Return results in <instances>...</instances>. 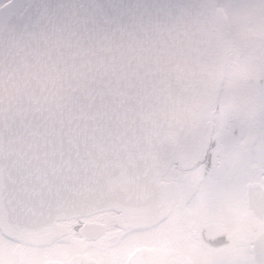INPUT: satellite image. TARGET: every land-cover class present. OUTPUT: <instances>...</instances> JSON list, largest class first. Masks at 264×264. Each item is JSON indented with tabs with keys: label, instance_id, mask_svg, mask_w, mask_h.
I'll list each match as a JSON object with an SVG mask.
<instances>
[{
	"label": "water",
	"instance_id": "water-1",
	"mask_svg": "<svg viewBox=\"0 0 264 264\" xmlns=\"http://www.w3.org/2000/svg\"><path fill=\"white\" fill-rule=\"evenodd\" d=\"M222 41L209 0H31L10 16L0 32L9 222L150 202L220 80ZM117 175L128 190L108 192ZM248 204L264 218L260 183L248 185ZM252 250L261 264L264 233Z\"/></svg>",
	"mask_w": 264,
	"mask_h": 264
},
{
	"label": "flooded vegetation",
	"instance_id": "flooded-vegetation-1",
	"mask_svg": "<svg viewBox=\"0 0 264 264\" xmlns=\"http://www.w3.org/2000/svg\"><path fill=\"white\" fill-rule=\"evenodd\" d=\"M2 148L0 133V153ZM185 150L166 160L158 170L156 196L150 202L128 205L109 201L88 213L59 215L37 227L16 226L9 222L3 200L4 172L0 164V238L17 244L18 259L13 264H203L204 260L214 264L218 256L224 260L223 264H239L227 259L230 252H238L236 256L243 257L236 250L240 247V239L234 236L233 228L222 226L224 222L219 220L217 224L225 230L217 234L211 230L215 222L204 216L208 205L212 210L217 209L216 203H219L216 194L219 187L212 196L206 193L204 186L221 177L220 155L215 153L218 150L221 153L220 147H212L205 152L207 158L191 166L176 159ZM249 183L243 195L251 214L247 203ZM128 185V177L118 175L108 181L107 191L128 190ZM233 187L231 184L227 187L230 196ZM227 210L231 209L227 207ZM221 211H224L223 206ZM6 229L18 230L21 236H8V239ZM244 232L247 241L243 243L242 254L247 251L253 256L251 236L254 238L256 234L250 229ZM33 238L37 240L35 243L27 241Z\"/></svg>",
	"mask_w": 264,
	"mask_h": 264
},
{
	"label": "rangeland",
	"instance_id": "rangeland-1",
	"mask_svg": "<svg viewBox=\"0 0 264 264\" xmlns=\"http://www.w3.org/2000/svg\"><path fill=\"white\" fill-rule=\"evenodd\" d=\"M209 1L219 5L225 21L220 17L223 34L220 66L225 72L221 76L222 81L214 84V91L203 111L198 114L187 149L176 159H182L191 166L203 157L207 158L205 152L212 147H220L221 153L219 150L215 153L220 155L221 177L218 181L210 180L212 182L204 186L206 193L212 196L219 187L216 193L219 203H216L217 209L212 210L208 205L204 216L215 222L211 230L217 231V234L223 229L217 222L222 220V226L233 228L234 236L240 239V247L237 246L236 250L243 257L239 255L238 258V252H230L228 260H235L239 264H255L251 253L244 251V255L242 254L243 245L247 241L244 229H250L256 235L262 233L264 219L258 221L247 211L243 194L248 182L260 181L264 185V86L258 85L261 79L264 83V0ZM29 2L30 0H0V29L7 17L23 11ZM228 49L234 58L230 68L226 66ZM218 110H221L220 114L216 113ZM237 125L240 130L236 138L232 130ZM229 184L234 185L231 196L226 192ZM221 206L224 211H221ZM231 206L233 207L230 208ZM227 207L231 210H227ZM226 233H229V229ZM5 235L10 238L21 236L18 230L7 229ZM252 238L251 236V240ZM11 241L9 244L6 239L0 238V264H13L18 259L17 244ZM27 241L35 243L37 240L33 238ZM223 261L218 256L214 264H223ZM203 264L210 263L204 260Z\"/></svg>",
	"mask_w": 264,
	"mask_h": 264
},
{
	"label": "trees",
	"instance_id": "trees-1",
	"mask_svg": "<svg viewBox=\"0 0 264 264\" xmlns=\"http://www.w3.org/2000/svg\"><path fill=\"white\" fill-rule=\"evenodd\" d=\"M228 55L226 56V66L228 67V68H230L231 66H232V63L231 62H233V60H234V58H233V56H232V54H230L229 53V49H228ZM231 65V66H230ZM227 68V69H228ZM225 70V69H224ZM256 84V83H255ZM258 85H260V86H264V83H263V79H261V81H260V83L258 84Z\"/></svg>",
	"mask_w": 264,
	"mask_h": 264
}]
</instances>
